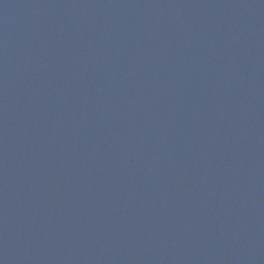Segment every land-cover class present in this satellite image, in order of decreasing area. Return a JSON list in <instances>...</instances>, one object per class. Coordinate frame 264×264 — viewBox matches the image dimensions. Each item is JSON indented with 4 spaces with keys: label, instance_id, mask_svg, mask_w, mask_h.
I'll return each mask as SVG.
<instances>
[{
    "label": "water",
    "instance_id": "95a60500",
    "mask_svg": "<svg viewBox=\"0 0 264 264\" xmlns=\"http://www.w3.org/2000/svg\"><path fill=\"white\" fill-rule=\"evenodd\" d=\"M0 264H264V0H0Z\"/></svg>",
    "mask_w": 264,
    "mask_h": 264
}]
</instances>
